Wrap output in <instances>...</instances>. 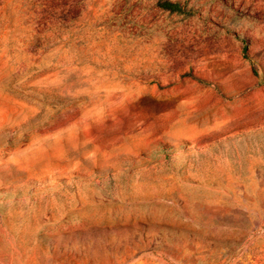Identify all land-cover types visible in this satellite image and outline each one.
Returning a JSON list of instances; mask_svg holds the SVG:
<instances>
[{"label":"rangeland","instance_id":"rangeland-1","mask_svg":"<svg viewBox=\"0 0 264 264\" xmlns=\"http://www.w3.org/2000/svg\"><path fill=\"white\" fill-rule=\"evenodd\" d=\"M0 0V264H264V0Z\"/></svg>","mask_w":264,"mask_h":264},{"label":"trees","instance_id":"trees-1","mask_svg":"<svg viewBox=\"0 0 264 264\" xmlns=\"http://www.w3.org/2000/svg\"><path fill=\"white\" fill-rule=\"evenodd\" d=\"M160 5L161 7L168 9L170 11H180V5L177 2H172L170 0H164Z\"/></svg>","mask_w":264,"mask_h":264}]
</instances>
